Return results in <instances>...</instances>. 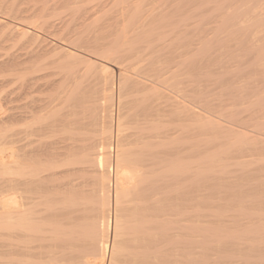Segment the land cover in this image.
<instances>
[{"label":"rangeland","instance_id":"374dc122","mask_svg":"<svg viewBox=\"0 0 264 264\" xmlns=\"http://www.w3.org/2000/svg\"><path fill=\"white\" fill-rule=\"evenodd\" d=\"M52 1L53 0L43 1V4L46 3L44 5L45 7L47 4H49V8L47 5V14L51 6V9L49 11L51 16L48 14V17L50 21L54 19L52 21H54L55 26V29L53 28L50 30V33L54 31L53 35L56 37L52 36V34L48 32L44 33L45 35H43V37L46 36L45 39L47 41L52 40L51 42H54L56 44H58L59 42V45L62 44L65 46L68 43L72 44L74 42L72 40H75L79 36L83 39H87L88 41H93L94 38L97 39L96 45L98 46L95 54L89 53V51H87V55L85 53L86 50L82 51L83 49H79L78 53L83 56L82 59L73 58L64 61V52L62 51L60 52V54H58L57 56H53L49 60V62L53 63V65L50 64L49 69L46 70L47 77H45V81L43 79L41 81L42 84L40 83L36 88V91L33 93L34 96L32 95L31 104L34 105V108L35 105H38V107L36 106L37 111L43 109L42 112L38 114H46L45 117L47 118V121L55 117L58 118L60 116L68 117V115H72V118L70 119L78 121H75V124H73L70 128L58 130L53 135L56 138L67 139L84 137V133L86 134L93 132V135H96V138H98L102 144V152L106 153L108 152V125H110V118L108 117V114H113V133L111 143L114 151L112 152V155H114L116 145L118 144L121 145L123 150L128 149L137 152V150L139 149L140 151H144L145 153L142 154L144 156H146L149 151H152L148 154L149 156H151L150 158L148 157V155L146 157L142 156L145 161H147L148 158L150 159H148L149 163L145 162V164L147 166L152 164V168L151 166L149 167L150 169H153L151 170V172H153L150 175L148 174L150 176L149 181L147 183H143L141 186L146 188L147 186H149L148 184L152 185V191L149 190L150 193L149 191L147 193L150 196H152L154 193V197H159V200L162 199L160 200V203L164 204H162L163 207H161V211L163 210V212H165L162 215L165 216L166 213H168L167 216H169V218L173 216L170 219L174 221V223L176 222L175 224H178L177 226L183 225L185 226V228L186 226L190 228L189 253L191 257L189 259H182L180 257L172 258L173 264H264V260H261V258L264 257V231L260 234L254 232L258 231V229L260 228L264 229V120H262L264 118L261 117V121H259V118L256 119V116L260 117L259 114H262L264 116V38H262L264 37V0ZM60 2H63L62 4L65 7L61 5ZM56 3H58V6H56ZM136 7H139V9ZM258 12L261 14V17L257 18L262 22V24L260 23L259 25H256L254 23V26L253 24L251 25V22H249L250 24H241V20H244V17L249 16V18H245V20L248 21L250 18L252 19L255 17V15H258ZM234 13L236 17H234ZM236 13L238 15H236ZM231 14H233V18L231 17ZM130 18H132V29L140 26H146V29L156 26L157 31L163 34L159 37L151 39V42L149 44L145 42L137 43L132 47L133 49H131L129 44L123 45L122 43V45H120L121 39L117 37L119 34L116 33H122V28H124L125 25L127 26ZM55 19H57V23L55 22ZM239 20L241 22H239ZM210 24H213L214 26ZM61 25L63 29L61 28ZM131 27L129 28V31L131 32L133 37H131L130 32L127 31L125 33L126 42L129 39L128 36H130V40L133 38L134 41L139 37V34H142L144 32L140 29H137L136 32L138 31L137 33H139L137 34V37L136 34L134 35L132 33L135 29L131 30ZM58 28L64 30L62 31V34L61 30L59 32ZM214 28L217 29V31ZM257 28L261 29V35L258 34L259 36H257V34L255 36V30H257ZM210 30L212 33L210 32ZM121 33L119 37H122ZM201 33H204L206 35L208 34L209 36L206 37V35ZM58 34L62 35V37H60V35ZM126 34H128V36ZM70 36H72L73 38ZM135 36L137 38H135ZM116 38L119 42L118 45H120L119 50H121L122 52L120 51L119 53L113 54L112 61L108 64V44L112 45L113 42L116 41ZM67 40L69 41L67 42ZM258 42L259 44H261L259 45ZM72 45L68 44V46ZM126 48L127 51L125 50L124 52V49ZM5 49L7 50L1 49L3 51H0V54L3 52L1 54L2 56L0 55V59L2 60L3 57L6 58V54L18 53L20 48L18 45L12 46L11 44V47L9 45ZM59 56H62V59H59ZM57 57L58 59H56ZM85 59L92 60L94 62V66H92L91 68V66L87 64V62H85ZM78 62H81V64ZM103 66L109 68L111 73L109 74L110 77H108V74H104L101 72V68ZM88 67L89 69H87ZM0 76L3 77L4 75L2 76V74H0ZM1 77V84H3V78L5 77ZM12 78H5L8 80L7 82L4 79L6 85L9 86V88L5 87V92L9 91L10 93L12 92L11 90H14V87H12V89L10 88L15 84L11 83L13 81ZM126 78H129L130 82L131 80L135 82H132V84L128 83L130 85L127 84V86L123 87L124 90L119 92L118 80H120V83H122ZM172 79H174L171 85L172 88L164 85V80L168 81ZM9 80L11 82H9ZM43 82L45 83V86ZM136 82L139 85H137ZM162 82L164 84H162ZM15 85L19 84L16 83ZM143 85L144 88L146 86V90H144ZM154 86L161 89L160 92L163 91L167 95L173 97V108L166 106L163 94L157 93L156 95V92L150 90V88ZM112 88L114 89V108L112 107V103L108 101V97L112 92ZM139 88L141 89V91L139 90ZM39 89L42 90L40 91ZM134 90L135 92H133ZM42 91H44L43 95ZM119 93L122 94L120 98L121 105L119 108V114H125L123 117V122L125 125L123 124V133L121 132V135H124L125 139H123L122 141H120L121 139H116L117 136L114 127V122H116L117 116L116 113L118 112L117 95H119ZM4 95L6 96L7 93H5ZM11 97L13 98L12 95ZM11 97L10 99L12 101V106H14V101ZM2 98H5L7 100H5L7 102V106L11 105V103L8 105V102L10 101L9 98L4 96ZM161 98L163 99L161 100ZM1 100V104L3 102L5 103L4 99L3 102H1ZM219 101L223 102L222 105L221 103L219 104ZM22 103L24 102L22 101ZM22 103L20 102V104ZM228 103H230L231 105H228ZM234 103L235 107L240 103L239 107L235 108V110H240L245 116H237L241 115L240 111L235 112L234 108H230V106L232 107ZM224 104H226V107L223 106ZM217 105H220L219 108ZM3 106L7 107L6 103ZM220 107L226 110L224 111ZM204 108L207 109L204 110ZM216 110H219V112ZM221 110L224 113L222 115L221 112L222 116L219 115ZM230 110L231 112H233L234 110L236 114L239 112L237 115L233 112V117H230L232 123L235 122V124L239 123L240 125L245 124V126L243 125L244 128L243 126H239V124L236 126L234 124L231 125L232 123L228 116L232 115V113H229ZM180 111L182 113H180ZM206 111L211 113H208ZM194 113L199 115L206 114V116L208 115V117L215 115L214 117H210L211 119H216H212L214 121H218V119L219 121L223 120L224 118H226V116L229 119L226 118L225 120H223V122L220 121V124L219 121L214 122V124L216 125H210L209 127V125L204 126L203 122L201 123V120L203 121L202 117L204 115L202 117L201 115L200 117L197 116L196 120L195 116H193ZM227 113L229 114L227 115ZM251 114H255V117ZM249 116H252V119L255 118L253 122L249 119V121H246V118H248ZM239 117L243 119L239 120ZM234 118H239V121H234ZM66 119L62 121L65 122L67 121ZM136 119L137 121H135ZM154 120L155 122H153ZM136 122L138 124H136ZM144 122H146V124H144ZM251 122L253 123V125L255 123L256 127H253ZM69 123L70 122H68V124ZM133 123L134 125H132ZM221 123L222 126L227 125L228 127L224 126L226 128L221 129ZM227 123L230 124L228 125ZM249 123L251 126H249ZM62 124L64 126V123ZM135 125L136 129L134 128ZM128 126L130 127V129ZM232 126H235L236 129L238 128L237 126H239L237 130H240V128H242V130L240 131H244L245 134L248 133V135L246 134L247 140L245 139V135L243 134V132H237L235 127L234 131ZM217 127H219V129ZM231 127L232 133H229L231 132ZM23 128L24 127L19 125L12 126V124L9 122H6L4 125L0 126V145L11 142V140L14 139V134L17 131L22 130ZM139 128L141 130H139ZM221 130L223 133L221 132ZM224 130H226V133ZM227 130L230 131L228 132ZM126 132L127 135H125ZM239 132L244 136L241 134L240 136L242 138V141L235 144V140H241L240 136L238 135ZM197 133H199L200 136ZM220 133L223 136L225 133V138ZM235 133L237 136L235 135ZM217 135L221 136V138L217 139ZM234 135L239 138L235 139ZM136 136H139V138H141V136H144L143 138L145 139L144 141L141 140L142 138L138 140ZM156 136L162 137L161 140L154 138ZM164 136L169 137L164 138ZM231 136L234 138H231ZM248 136L249 138L253 136V138L249 140ZM147 137L149 140L147 139ZM151 137H153V140H151ZM227 137L228 139L230 138L229 141L228 139H226ZM255 137L257 138V142L259 138L262 137V139L260 138L261 140H259L258 142L259 145H257L258 143L255 144ZM201 138H204V140ZM210 138H214L215 140L211 139L210 141ZM243 138L247 141V143H250V141L252 140V142L248 145L249 147H253L251 148L253 151L250 150L249 147H247L248 145H246V141L243 140ZM220 139H224L223 143H220ZM231 139H234V141H232ZM212 140H217L218 143ZM262 140L263 144L260 142ZM123 141H125V143ZM131 141L134 142V144L136 142V145H134L133 143L130 145L131 147L129 145H126V143ZM147 141L148 143H151L152 146L157 144L159 141H161L162 143L161 145H159V147L154 146L152 147V149L151 147L143 149V143H147ZM202 141L204 142L202 143ZM205 141L207 145L204 144ZM196 142L199 143L197 144ZM209 142H211V144ZM228 142H232V144L234 143L235 145H231L230 143L228 144ZM187 143L189 146L187 145ZM226 143L229 146L231 145L233 149L231 147L229 148ZM239 143H245L243 145H246V149H244L242 145L241 147L243 148L241 150H239L238 152L235 151L234 149L241 148L238 147ZM252 143L253 146H251ZM200 144H202L203 147H200ZM214 144L216 148H220L219 144L222 147L223 144V146L229 148L228 150H226L231 151L232 153H230L233 155L227 156L228 152L225 151L224 147L221 150L222 154H217L220 150L216 149L214 147ZM217 144L218 146H216ZM196 145L198 146L196 147ZM209 145H211L218 151L212 149V147L211 149H208L210 148ZM258 146L260 148H258ZM254 147H257L258 151L261 152H255ZM165 148H169V151H167ZM194 149L197 150L195 151ZM201 149H208V152L212 154H214V152L216 151L217 155L214 157V164H211L213 165V170H209L207 172L205 171L206 173H202V171L200 172L198 170V173L197 171L195 173V167H197V165H193V169L191 168L192 164H197V161L199 162L200 160H202V158L204 159L209 155L205 150L208 154L205 156V151L202 152L200 151ZM247 149H249L248 152ZM155 150L161 152L158 153ZM209 150L214 151L212 152ZM243 150L244 152H242ZM166 151L169 152V155ZM233 151L237 152V156L234 155L235 153H233ZM183 152L185 154H183ZM238 153L241 154V157L238 156ZM244 153L248 154V156L244 155V158L249 157V155L251 154L253 156L252 158L250 157L248 159H244L242 158V154ZM256 153H259V155H257ZM160 154L162 155L164 161L162 160ZM212 154H210V156H212ZM255 154L257 155V159L260 156L262 157L259 160H256V157H254ZM167 155L169 156L168 158H166ZM223 155H226L227 157H224ZM153 156H155L156 158ZM170 156L172 157V159L177 160V162H175L176 160L171 161L173 162V164H177L176 166H174V169H177L174 170L175 173L173 172V174H171L173 176L169 179V181H172L169 183V181L166 182L168 180V177H166L167 174L165 175V173H162V171L165 172L163 163L165 164L166 159L171 158ZM198 157L200 158L198 159ZM234 157L236 158V160L233 159ZM237 157L242 158V161H246H243L241 163V160L237 159ZM223 158L229 160L226 161L225 159V161H222ZM218 159H221V164L220 162H218ZM237 161L240 162V166H238L239 164ZM222 163L223 165L225 164L224 166L225 168H227L226 170L230 172L228 174L231 175V173L233 174L234 172V178H236L237 174L238 179L236 178L234 180L231 175L233 179L230 180V177H227V172L224 171L225 168L223 167ZM161 164L163 166H161ZM187 164L191 167L187 166ZM158 165V169L154 168ZM184 167H187V172ZM221 168H223L224 170ZM150 169L148 173H150ZM154 169H156V171ZM188 169H192L189 170L191 173L188 172ZM177 170L182 174L177 173ZM253 170H257V172H254ZM236 171H238V173ZM240 171L246 172H244L245 174L241 176L240 174L243 173H240ZM153 173L156 175H154ZM158 173L162 177L158 176ZM221 173H226L225 177L224 175L221 176ZM173 177L176 180H174ZM223 178H226V180ZM222 179L224 181H222ZM150 180L154 181L151 183ZM228 180L235 181L238 184L233 185L235 183H228ZM162 182L165 187L161 189V187L163 186ZM144 184H146V187L144 186ZM222 184H224V187ZM168 186L170 187L168 188ZM142 187V194L147 195V193L144 192L145 190L143 191L144 188ZM196 192H198V194ZM156 193L159 196H157ZM177 229L178 228L171 230V232L175 230L171 234H176V237L174 236L173 240L176 241L175 246L179 247L180 243L187 238H182L185 232L180 233L181 230H178L179 232H176ZM249 231H252L254 233H248ZM177 233H180L181 235H178ZM229 235H236L238 237L230 238L228 237ZM208 236H210L211 238Z\"/></svg>","mask_w":264,"mask_h":264},{"label":"bare ground","instance_id":"6f19581e","mask_svg":"<svg viewBox=\"0 0 264 264\" xmlns=\"http://www.w3.org/2000/svg\"><path fill=\"white\" fill-rule=\"evenodd\" d=\"M43 1L44 0H0V51H3L1 49L7 50L5 48L8 47L9 45L11 47V44L12 46L18 45L20 48L18 53L15 52L16 54L14 53L6 54L7 55V56L5 55L6 58L3 57V60L0 59L1 60L0 61V74H2V76L4 75L3 77L8 78V79L13 77L12 78L13 81L11 82L9 80V82L13 84L14 83L19 84V85L14 84L17 88L14 85L12 86L10 85L11 86L10 88L12 89V87H14L13 88L14 90L9 89L12 92L10 93L9 91L5 92L4 90L5 87L9 88V86L6 85V82L8 80L0 76L1 78H3L4 82L6 80L5 85H4V82L3 84H1L2 79L0 80V84H1L0 85L1 86L0 87V100L3 96L10 99L12 95L13 98L12 97L11 98L14 101V106H12V101L10 99L11 102L9 101L8 105L11 103V105L9 106H12V107H9L7 106V102H6L7 100L5 98H2L1 102H3V99L4 101L6 100L5 103L8 108L3 106L5 104L4 102H3L4 104L0 103V126L4 125L6 122H9L12 124V126L19 125V126L24 127L22 130L17 131L14 134V139H12L11 142L0 145V264H173L172 258H175V257H180L182 259H189L191 257L189 253L190 252V242H189L190 228L187 226L185 228V226L183 225H182L183 227L181 225L177 226L178 224H175L176 222L174 223V221L170 219L173 216H171L170 218L169 216H167L168 213H166L165 216L168 217L169 219L166 218L164 215H162L165 213L163 212V210L161 211L162 209L161 207H163L162 204H164V203L162 204L160 203V200L162 199L159 200V197H157L158 199L154 197L155 196V194L153 193L154 189H153V192H151L153 193V195L151 194L153 197L147 193L149 190L152 189L151 188L152 185L148 184L149 186L146 187L145 186L146 184H144V186L147 189L149 187L148 190L141 186L143 183H147L149 181L150 179L149 175L153 172V171L151 172V170L153 169H150L149 167L152 164L149 166L145 164V162H148L150 160L149 158L151 156H149L148 154L152 151H149V153L146 154V156L148 155L149 160L146 158L147 161H145V159L142 158V156L146 157L142 155L145 153L144 151H140L139 149L138 150L140 152L138 150L137 152L128 150V149L123 150L121 145L118 144L116 145L114 155H112V152L114 151L112 148V143H111L112 133H113L112 132V123H113L112 120L114 117L113 114H108L109 115L108 117L110 118V121H109L110 125H108V152L106 153L102 152L103 150L102 144L100 140L96 138L97 136L93 135V132L86 133V134L84 133V137H80V138H67V139L56 138L53 135L54 133H56L58 130H61V129L70 128L73 124H75V121L76 122L78 121L77 120L74 121V119L73 120L70 119L72 118V115H68V117L67 116H60L58 118L55 117L47 121V118L45 117L46 114H38V113H41L43 109L41 108L42 110H38L39 111L38 112L36 109V106L38 107V105H35V108H34L33 107L34 105L31 104L32 95L34 96L33 93L36 91V88L41 83V81L43 79L45 81V77H47L46 70L49 69L50 64L53 65V63L49 62V60L53 56H57L58 54H60V52L63 51L64 61H67L73 58L82 59L83 56H81V54L78 53L79 49H83L82 51L86 50L85 53L87 55H88L87 51H89V53L95 54V51H97L98 49V46L96 45L97 39L95 38L93 41H88L87 39H83L82 37L78 36L75 40H72L74 41L72 43L73 45L71 43H68L72 46H68V44H66L65 46L62 44L59 45V42L58 44H56L54 42H51L52 40L47 41L45 39L46 36L43 37V35H45L44 33L46 32L50 33V30L53 29L55 26H54V21H52L54 19L50 17L52 19L50 21L48 17V14L51 16V14L49 13L51 6L47 14L46 10L49 8V4H47L48 5V8H47V5L46 7L44 6L46 3L43 4ZM62 3L61 5H63ZM56 4H57L56 6H58V3ZM136 8L139 9V7H136ZM231 15L230 16L233 18V14ZM236 15L238 14L236 13ZM234 17H236L235 13H234ZM246 17H244V20ZM255 17L252 19L250 18L248 21L245 20L246 22L244 20H241L242 22L239 20V22H241V24L242 23L250 24L249 22H251V25L253 24V26H254V23L256 25L257 24L259 25L260 23L262 24V22L258 20V18L261 17V14L259 12H258V15H255ZM247 18H249V16ZM56 20L57 19H55V22ZM62 25H61V28H62ZM210 25H213V24H210ZM131 26H132V18H130L127 26L125 25V27L122 28L123 30L121 29L122 33L121 32L116 33V34H119L117 37L121 39V40L119 39L121 43L120 45H122V43L123 45L129 44L131 49H133L132 47L140 42H145L149 44L151 42V39L159 37L163 34L157 31L156 26L149 27L147 29H146V26H140V27L133 28L135 30L132 33L134 35L136 34L137 36V34L139 33H137L138 31L136 32V30L140 29L144 31L143 32L144 34L143 33H142L143 35L139 34L138 35L139 37L137 36L138 38L135 36V38L137 39L133 41V38L130 40V36L133 37L131 32L129 31V28ZM58 29L60 32L61 29L60 28ZM133 29L131 27V30ZM215 30L217 31V29ZM62 31L64 30H61V34H62ZM127 31L130 32L131 34L130 36L126 34L129 37L128 39V41L130 40L129 42L128 41L126 42L125 40L126 39L125 33ZM260 32H261V29L257 28V30H255V36L256 34L257 36H259L258 34H260ZM120 33L122 34V37H119ZM50 34L54 36L53 35L54 31ZM201 34H204V33H201ZM207 36L209 35L207 34L206 37ZM60 37H62V35H60ZM117 40L118 39L116 38V41ZM68 41L69 40H67V42ZM115 42H113L112 45L108 44V47H109L108 64L109 62L112 61V55L119 53L121 51L119 50L120 49L119 48L120 45H118L119 42L118 41L116 43ZM8 49H11V48H8ZM125 50L127 51V48L124 49V52ZM59 57H60L59 59H62V56H59ZM56 59H58V57ZM85 62H87V64H89L91 68L92 66H94V62L90 59H85ZM78 63L81 64V62H78ZM89 65H86V66H89ZM87 69H89V67ZM101 72L104 74H108V77H110L109 74L111 73H110L109 68L103 66L101 68ZM173 80L174 79L168 80V81L164 80L165 84L163 82L162 84L172 88L171 85L173 83ZM118 82H119L118 87H119V92H120L124 90L123 87L127 86L128 83L132 84V82L134 83L135 81L131 80L130 82V79L126 78L122 83H120V80H118ZM137 85L139 84L137 83ZM44 86H45V83H44ZM143 88H144V85H143ZM145 88L144 90H146ZM113 90L114 89L112 88V92L110 96L108 97V101L112 103V107L114 105L113 104V94H114ZM135 90L133 92H135ZM139 90L141 91L140 88ZM150 90L153 92H156L155 93L156 95L157 93L163 94V98H164L166 106L173 108L174 106L173 100H172L173 97L167 95L163 91H162L163 93L160 92L161 89H159L156 86L150 88ZM43 92L44 91H42V95H43ZM5 93H7L6 96L4 95ZM8 93L10 96L8 95ZM121 95L122 94L120 93L119 95H117L118 96L117 98L118 112L116 113L117 114L116 122H114L115 123V126H114L115 133L117 136L116 139L117 140L121 139L120 141L125 139V136L121 135V132L123 133L122 128L125 125L123 122V119H124L123 117L125 114L123 115L119 114V108L121 105V102H120ZM163 98H161V100ZM22 101L24 103H22ZM15 102L17 105L15 104ZM20 102L22 104H20ZM220 103L222 105L223 102L219 101V104ZM239 104L236 105L235 107V103H234L233 105L234 107L230 106V108H234L235 110V108L239 107ZM225 105L226 104H224L223 106ZM228 105H231V104L228 103ZM182 106H185V105H182ZM217 106L219 108L220 105H217ZM205 109L207 108H204V110ZM212 109H215V108H212ZM221 109H223L224 111L226 110L224 108H221ZM216 111L219 112V110H216ZM237 111H240V110H235V112ZM221 112L222 110L220 111V114L219 113L217 114L221 115ZM233 112H231L230 110L229 113H232L231 116L228 115L229 113H227L229 118L233 117V114L235 113ZM180 113L182 112L180 111ZM208 113H211V112H208ZM240 113L241 115H237L236 113L235 114L240 117L244 115L242 114L241 111ZM194 114L193 116H195L196 120H197V116L200 117L201 115V114L200 115L199 114L194 115ZM214 114H215V111H214ZM223 114L224 113L222 112V115ZM203 115L204 114H202L201 117ZM253 115L255 117V114ZM261 115L259 114L260 117L256 116V119L259 118V121H261L260 120L261 117L264 118V116L263 115L261 116ZM214 116L208 117V115L206 116L205 114L203 116L205 118L202 117L203 121L201 120V123L203 122L204 126L209 125V127L210 125L212 126L216 125L214 124V122H218L219 119L218 121H214L216 119L212 118L214 119L212 120L210 118ZM252 116H249L248 118L245 117L246 121L252 120L253 122L255 118L252 119ZM151 117H152V114H151ZM64 118L65 119L68 118L66 119L67 121L63 122L65 120ZM226 118L228 117L226 116ZM226 118H224L223 120H225ZM231 118H230V121H231ZM238 119L234 118L233 120L234 121L236 120L238 122L239 120L243 118H240L239 120ZM223 120H220V121L223 122ZM135 121H137V119ZM220 121H219V124H220ZM68 122L70 123L68 124ZM153 122H155V120ZM252 122H251L252 126L256 127V124L254 123L253 125ZM62 123H64V126ZM136 124L138 123L136 122ZM144 124H146V122H144ZM233 124L236 126L239 123L235 124L234 122L231 125ZM132 125H134V123ZM243 125L245 126V124H242V125L239 124V126L241 127ZM224 126H227V125H224ZM224 126H222V123H221V127H222L221 129H225L226 127ZM239 126L237 127L239 128ZM249 126H251L250 123H249ZM135 127L136 125L134 126V128ZM232 127L230 128L231 132H229L230 130L229 131L227 130L229 133H232ZM234 127H233V130H234ZM217 128L219 129V127ZM139 130L141 129L139 128ZM240 130H242V128H240ZM240 130H237V132ZM224 131L226 133V130ZM240 132H243V134L245 135V139H246L248 133H246L247 134L246 135L244 131H240ZM240 132L239 134L237 133L239 136L242 134ZM225 133H224V136H225ZM197 134L199 135V133ZM125 135H127V132ZM232 136L231 138H234ZM236 136H235V139L239 138ZM136 137L138 138V140L142 138L141 140L144 141L145 139L143 138L144 136H141V138H139V136H136ZM168 137L169 136H164V138H168ZM151 138H152L151 140H153V137ZM154 138L161 140L162 137L156 136ZM219 138H221V136H218L217 139ZM252 138L253 136L249 138V140ZM260 138L262 139V137ZM260 138L259 140H261ZM201 139L204 140V138H201ZM211 139H214V138H210V141ZM226 139H228V137ZM240 139L241 140L239 141L235 140L237 142H235L234 139H231V140L234 141L235 144H237L238 142L242 141L241 136H240ZM245 139L243 138V140ZM220 140L222 141V142L220 141V143H223L224 139L223 140L220 139ZM263 140L260 142L262 143ZM123 142L125 143V141ZM203 142L204 141H202V143ZM214 142L218 143L217 140ZM251 142L252 140L250 141V143ZM258 142L256 138L255 144ZM132 143L134 144V142L131 141V142L126 143V145L130 146ZM145 143H143L144 144L143 149L144 148L146 149L149 147H151L152 149V147L154 146L159 147V145H161L162 142L159 141L157 144L153 146L151 145V143H148V141L146 144ZM209 143L211 144V142ZM229 143L230 142H228V144ZM250 143L249 142L247 143L246 141V145ZM204 144L207 145L206 141ZM228 144L226 143V145ZM230 144L233 145L232 142ZM243 144L239 143L240 146L238 145V147H241ZM134 145H136V142ZM201 145L202 144H200V147H203V145L202 146ZM231 145L230 146L228 145L229 148L230 147L232 148ZM246 145H243L244 149H246L245 148ZM257 145H259V143ZM197 146L198 145H196V147ZM209 146L210 148L208 149H211L212 146L211 145ZM216 146H218V144ZM219 146L221 149L218 147L216 148L214 144V147L220 150L218 153L216 152L218 150L212 147V149L216 150L214 154L209 153L208 149L207 150L201 149L200 151L202 152L205 150L208 152L209 155L206 153V151L204 152L205 156L208 155V157L206 156L207 157L206 158L204 156L205 157L204 159L202 158V160H200L199 162L197 161V164L196 163L192 164V167L188 164L187 166H190L191 168H193V165L194 166L197 165V167H195L196 168L195 173L196 171L198 173V170L200 172L202 171V173L205 171L207 172L209 170H213V165L211 164H214V157L217 154L221 153V150L223 149V147L225 148V151L229 149L223 146V144H222V147L220 144ZM251 146H253V143ZM243 147H241L240 149L236 148L234 150L238 152ZM247 147H249V145ZM249 148L250 150H252L251 148L253 147H249ZM256 148H255V152H259L258 148L260 147L258 146V148L257 149ZM168 149L166 150L169 151ZM178 150H182V149H178ZM194 150L196 151L197 149H194ZM209 151H212V150H209ZM235 151H233V153H235L234 155L237 156L236 155L237 152ZM248 151L249 149H247V152ZM156 152L159 153L161 151L157 150ZM227 152H228L227 156L233 155L231 154L232 153L231 151H227ZM242 152H244V150ZM167 153L169 155V152ZM259 153L258 154L256 153V154L259 155ZM183 154L185 153L183 152ZM210 154H212V156H210ZM168 155L166 156V158L169 157ZM244 155L248 156L247 153L246 154L244 153L242 154V158H244L243 157ZM255 155L254 157H256V160H259L262 157L260 156L257 159V155L256 156ZM227 156L225 155L224 157H227ZM238 156L241 157V154L238 153ZM252 156L253 155L251 154L249 155V157H245V158L246 159L250 157L252 158ZM240 157H237V159L241 160L242 158ZM199 158L200 157H198V159ZM225 159L223 158L222 161H225ZM233 159L236 160L235 157ZM162 160H163V157H162ZM172 160L174 159H172L171 157L170 159H166L165 164L163 163L164 166L161 164V166L165 168L164 169L165 172L162 171V173H165V175L167 174L166 177H168V180L167 181L165 180L166 182L169 181V179L173 176L171 174H173V172L175 173L174 170L177 169V168L174 169V166H176L177 164L175 163L173 164V162H171ZM220 160L218 159V162H220ZM227 160L229 159H226V161ZM243 161H246V160H243ZM243 161L241 160L240 162L242 163ZM175 162H177V160ZM237 162L239 165L238 164L236 165L240 166V162L239 161ZM159 165L156 167L154 166L153 167L157 168L159 167ZM224 165L223 167L225 168ZM184 168L186 170L187 167H184ZM149 169H150V173H148ZM226 169L227 168L223 170L226 171L227 174L230 173ZM154 170L156 171V169ZM178 170L176 172L181 173V172H178ZM189 170H192V169H188V172H190ZM246 170H249V169H246ZM236 172L238 173V171ZM244 172L240 171V173H243V174H240V173L239 174L242 176L245 174ZM254 172H257V170ZM225 174L221 173V176L224 175L225 177ZM233 174L231 173L232 177L234 178ZM231 175L229 174L227 175V177L228 176L230 177V180L233 179ZM158 176H161V175L159 174ZM163 177H164V174H163ZM236 178L238 179L237 174H236ZM236 178H234V180ZM223 179L226 180V178H223ZM223 179L222 181H224ZM174 180L176 179L174 178ZM230 180H228L229 181L228 183L231 182L233 184L234 182L235 184L233 185L238 184L235 181H230ZM153 181H151V183ZM171 181H169V183ZM224 184H222L223 187H224ZM162 185H163V182H162ZM141 187L144 188L143 191L145 190L144 192L147 193V195L145 194L146 196L142 194L143 192L141 190ZM163 187L165 186L163 185L161 189ZM169 187L170 186H168V188ZM196 193L198 194V192ZM157 196L159 195L157 194ZM185 200H186V197H185ZM163 201H166V200H163ZM176 228H178L176 232H179L180 230H181L180 233L185 232L182 238L184 237L187 238L186 240L184 239L180 243L179 247L175 246L176 241L173 240L176 234L175 235L171 234L175 231L174 230L173 232H171V230L176 229ZM263 231L264 229L260 228L258 229V231H254V232H257L258 234H260ZM254 232L249 231L248 233H254ZM180 233L179 234L177 233V234L181 235ZM228 237L237 238L238 236L229 235ZM261 260H264V257H262Z\"/></svg>","mask_w":264,"mask_h":264}]
</instances>
